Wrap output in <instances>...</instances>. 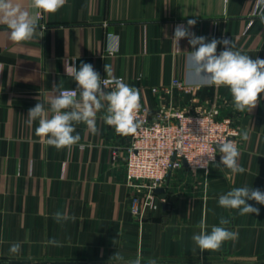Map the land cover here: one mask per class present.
I'll return each instance as SVG.
<instances>
[{"label": "crops", "instance_id": "obj_1", "mask_svg": "<svg viewBox=\"0 0 264 264\" xmlns=\"http://www.w3.org/2000/svg\"><path fill=\"white\" fill-rule=\"evenodd\" d=\"M13 3L36 11L31 0ZM254 3L67 0L55 14H41L36 34L22 43L11 41L6 25L0 24V264H110L116 253L126 261L140 255L155 264H264V205L247 201L260 214L241 216L218 204L220 195L234 187L264 192V93L251 112L240 113L227 87L190 84L195 91L176 96L151 90L172 78L187 83L186 57L193 49L187 38L178 48L171 38L175 26H186L188 19L197 21L190 28L196 36L208 42L230 39L233 50L264 59V24L251 13ZM109 34L118 38L112 53L107 51ZM222 50L218 45L217 54ZM82 62L92 64L101 78L104 65H110L113 75L140 90L151 115L163 103L218 105L219 117H230L240 129L238 163L246 171L232 174L215 164L207 171L185 165L174 169L164 183L163 199L155 194V206L139 219L129 211L121 181L126 136L104 123L103 109L96 118L98 135L83 123L75 125L84 148L57 150L36 136L38 121L26 123L28 110L38 101L49 106L54 85L76 88L65 66L79 70ZM243 131L247 141L241 138ZM57 211L76 219L57 223ZM221 217L237 238L201 252L192 240L201 219L206 218L210 232L213 225L220 226ZM53 238L63 246L48 244ZM16 242L21 251L10 254Z\"/></svg>", "mask_w": 264, "mask_h": 264}, {"label": "clouds", "instance_id": "obj_2", "mask_svg": "<svg viewBox=\"0 0 264 264\" xmlns=\"http://www.w3.org/2000/svg\"><path fill=\"white\" fill-rule=\"evenodd\" d=\"M67 0H31V8L36 10L30 13L13 0H0V24L6 25L9 30V39L15 43L30 41L39 27L38 20L41 14H55ZM256 15L264 24V0H256ZM197 21L188 19L187 25H176L174 35L171 38L178 48L181 39L187 38L192 51L186 57V82L195 85H207L215 87H227L232 96V102L236 111L249 113L260 102V95L264 93V59L242 54L239 50H233L234 45L230 39L213 38L210 42L204 36H196L190 31ZM115 34L107 37V51L116 50ZM223 45V50L217 54V46ZM66 74L73 77L76 82L75 89H65L61 85H54L52 95L48 101V107L44 103L37 102L28 110L26 123L31 126L38 121L35 134L44 138L49 146L57 150L69 149L74 146L84 148L80 144L81 136L76 133L75 125L85 124L87 131L92 135H98L96 118L102 109L104 123L114 128L115 132L122 136L135 135L141 127L138 120V112L141 107L140 90L129 86L122 79L113 76L110 65H104L106 77L102 79L99 72L94 70L90 63H81L79 70L74 64L65 66ZM112 85L111 90H106ZM75 133V134H74ZM241 138L248 140L247 131L241 133ZM220 160L216 162V151L207 154V159L199 161L200 167L207 168L208 164L227 168L232 174H243L246 169L239 163L240 151L237 143L225 139L217 143ZM91 147V145H88ZM182 150V145L177 144V151ZM195 171V168H193ZM255 201L264 205V192L252 187H234L225 194L220 195L218 204L225 209L239 211V215L260 214V209L247 203ZM57 223L71 219L75 216H67L57 211L53 217ZM229 221L221 217L219 225H213L211 231H207L206 218H202L198 228V234L192 236L197 248L203 252L218 250L222 244L229 240H235L238 233L229 230ZM55 247L63 245L56 239L47 241ZM21 251L19 242L13 243L10 254L16 255ZM110 264H155L154 260L144 261L140 255L136 259L126 261L123 256L116 253L110 257Z\"/></svg>", "mask_w": 264, "mask_h": 264}, {"label": "built area", "instance_id": "obj_3", "mask_svg": "<svg viewBox=\"0 0 264 264\" xmlns=\"http://www.w3.org/2000/svg\"><path fill=\"white\" fill-rule=\"evenodd\" d=\"M255 6L256 0L252 14H256ZM113 76L124 82L121 75ZM104 78L107 77H102ZM111 87L112 85H108L107 89L111 90ZM151 90L176 96L195 91V86L172 78L168 84L151 87ZM219 114L218 105L194 103L179 108L163 103L151 115L149 108L141 101L137 114L141 127L135 135L126 136L122 152L124 166L121 181L127 188L129 211L133 215L141 219L146 209L155 206V194L152 190L164 188L166 178L172 170L185 165L207 171L211 163L207 168L200 167L197 163L206 160L207 154L214 150L217 159V143L227 139L236 142L238 146L240 129L230 117H219ZM178 143L182 145L179 152Z\"/></svg>", "mask_w": 264, "mask_h": 264}, {"label": "water", "instance_id": "obj_4", "mask_svg": "<svg viewBox=\"0 0 264 264\" xmlns=\"http://www.w3.org/2000/svg\"><path fill=\"white\" fill-rule=\"evenodd\" d=\"M183 164H185V162H183ZM152 192H153V194H156L160 198H163L165 196L164 188L163 187L154 188L152 190ZM10 262H13V263H25L26 261H10ZM44 262H50L51 264L59 263L58 261L57 262L44 261ZM61 263H63V262H61Z\"/></svg>", "mask_w": 264, "mask_h": 264}]
</instances>
